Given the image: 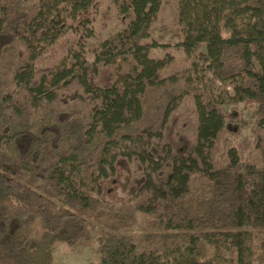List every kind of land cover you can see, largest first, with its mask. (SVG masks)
<instances>
[{
    "label": "trees",
    "instance_id": "1",
    "mask_svg": "<svg viewBox=\"0 0 264 264\" xmlns=\"http://www.w3.org/2000/svg\"><path fill=\"white\" fill-rule=\"evenodd\" d=\"M109 1L124 27L90 46L100 0H0V264L82 240L97 264H264V0H179L176 32L163 0ZM169 36L255 105L256 159L213 160L226 110ZM195 172L206 208L182 200ZM144 189L163 202L133 206Z\"/></svg>",
    "mask_w": 264,
    "mask_h": 264
},
{
    "label": "rangeland",
    "instance_id": "2",
    "mask_svg": "<svg viewBox=\"0 0 264 264\" xmlns=\"http://www.w3.org/2000/svg\"><path fill=\"white\" fill-rule=\"evenodd\" d=\"M100 13L98 19L94 24L97 32V37L90 38L88 43L93 46L110 34L119 31L124 27L114 13L113 19L109 23L108 29L102 28L103 14L112 5L109 0H100ZM179 0H163L162 7L158 15V22L167 24L174 32L179 28L177 19V7ZM169 44L168 51L175 55L178 59L188 60L194 67V78L196 85L200 89H205L212 84V95L218 104H222L226 110V124L220 136L216 140V145L212 151L213 160L221 162L228 158V152L235 149L239 156L245 160L251 161L258 156V149L255 144L256 130H259L258 122L254 117L255 105L253 103H246L236 99L235 85L232 82L221 81L213 70L204 68L203 62L197 55V51L190 52L179 46L181 42L177 38L169 36L166 41ZM161 49H155L153 56L160 55ZM92 58L91 55H89ZM190 132V131H189ZM145 149L143 145H136L131 149L142 152ZM131 152V151H129ZM264 166V165H263ZM156 183L155 174L147 170ZM212 181L206 172H195L191 176L189 183V191L182 197L184 201H194L196 204L207 207L209 193L207 187ZM159 192L152 189H144L136 198L132 199L131 204L137 206L146 201L152 200L157 204L163 202L158 197ZM139 224L128 231L135 237L136 242H140L142 236L147 232L145 221L151 218L144 211L139 213ZM213 252L212 247H209V257ZM101 257V248L97 241L82 240L78 244L71 246L65 242H57L54 249L55 264H97ZM225 264H233L228 259Z\"/></svg>",
    "mask_w": 264,
    "mask_h": 264
}]
</instances>
